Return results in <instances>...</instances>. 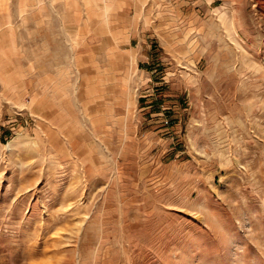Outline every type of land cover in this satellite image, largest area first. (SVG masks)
Wrapping results in <instances>:
<instances>
[{
    "label": "rangeland",
    "instance_id": "rangeland-1",
    "mask_svg": "<svg viewBox=\"0 0 264 264\" xmlns=\"http://www.w3.org/2000/svg\"><path fill=\"white\" fill-rule=\"evenodd\" d=\"M0 264H264V0H0Z\"/></svg>",
    "mask_w": 264,
    "mask_h": 264
}]
</instances>
